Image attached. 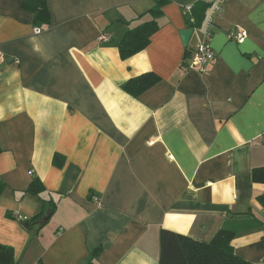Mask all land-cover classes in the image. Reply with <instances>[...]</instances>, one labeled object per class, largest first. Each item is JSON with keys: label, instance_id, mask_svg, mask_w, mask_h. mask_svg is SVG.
I'll use <instances>...</instances> for the list:
<instances>
[{"label": "crops", "instance_id": "1", "mask_svg": "<svg viewBox=\"0 0 264 264\" xmlns=\"http://www.w3.org/2000/svg\"><path fill=\"white\" fill-rule=\"evenodd\" d=\"M196 1L161 6L149 43L123 58L156 0H48L40 32L21 0H0V243L20 264H85L97 248L96 264H159L162 229L211 240L237 219L253 224L236 253L264 264V0H228L207 72L185 65L205 39L188 25ZM240 28L243 42L228 37ZM144 73L160 79L124 89ZM36 177L40 196L27 192Z\"/></svg>", "mask_w": 264, "mask_h": 264}, {"label": "trees", "instance_id": "2", "mask_svg": "<svg viewBox=\"0 0 264 264\" xmlns=\"http://www.w3.org/2000/svg\"><path fill=\"white\" fill-rule=\"evenodd\" d=\"M169 1L156 0V6L149 10L155 17L142 24L136 30L126 33L125 37L119 42V49L123 58L146 47L151 35L159 28L156 16L162 12L161 6ZM21 3L24 9L34 14V24L36 27L42 30L44 27L50 25L51 11L48 0H21ZM208 8L209 4L197 0L192 5V19L188 20V25L192 28H202L206 21ZM193 50L187 48L185 65L188 64V59L191 57ZM159 79V76L153 73H144L129 79L124 83L123 87L129 93L137 95L157 83ZM62 162V156L56 154L54 163L61 165ZM254 179L264 181V168L254 171ZM3 185L0 184V195L3 191ZM43 191H45V186L37 177L34 178L27 189L28 193L37 196H40ZM259 199L264 204V194L260 195ZM44 202L48 203V206L51 208L56 207V201L52 198L44 200ZM44 213H40L33 219H39ZM252 224V222L245 219L234 220V222L225 224L211 240L195 239L164 228L160 232L161 252L159 264H252L239 256L232 244L233 238L243 230L250 228ZM100 252L101 248H97L93 252L94 259L89 260L85 264H96L95 258L96 256L98 257ZM0 264H20L15 258L14 248L12 246L0 243Z\"/></svg>", "mask_w": 264, "mask_h": 264}, {"label": "built area", "instance_id": "3", "mask_svg": "<svg viewBox=\"0 0 264 264\" xmlns=\"http://www.w3.org/2000/svg\"><path fill=\"white\" fill-rule=\"evenodd\" d=\"M209 4V11L205 21V39L201 41L193 50L191 57L189 58L187 69H196L199 72H207L208 64L215 59L216 51L211 43V37L213 35L214 19L217 15L221 14L224 10L228 0H201ZM193 5V4H192ZM192 5H188L187 9L191 11ZM41 29L36 27V32H40ZM247 36V32L240 28L237 30H230L228 37L235 39L239 42H243ZM100 43H107L110 41V36L105 33H101L98 36ZM2 58V56H0ZM16 217L20 219H27L15 213Z\"/></svg>", "mask_w": 264, "mask_h": 264}, {"label": "water", "instance_id": "4", "mask_svg": "<svg viewBox=\"0 0 264 264\" xmlns=\"http://www.w3.org/2000/svg\"><path fill=\"white\" fill-rule=\"evenodd\" d=\"M193 32H194V29L192 28L185 29L181 32L182 39H183L185 46L188 45V41ZM51 212L52 210L48 209L39 219H37L34 222L26 221L25 225L29 228L30 231H32L33 233H37L47 223L51 215Z\"/></svg>", "mask_w": 264, "mask_h": 264}]
</instances>
